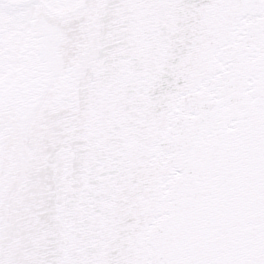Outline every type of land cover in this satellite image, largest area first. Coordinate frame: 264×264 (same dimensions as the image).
I'll use <instances>...</instances> for the list:
<instances>
[{
	"label": "water",
	"instance_id": "1",
	"mask_svg": "<svg viewBox=\"0 0 264 264\" xmlns=\"http://www.w3.org/2000/svg\"><path fill=\"white\" fill-rule=\"evenodd\" d=\"M0 264H264V0H81Z\"/></svg>",
	"mask_w": 264,
	"mask_h": 264
},
{
	"label": "flooded vegetation",
	"instance_id": "2",
	"mask_svg": "<svg viewBox=\"0 0 264 264\" xmlns=\"http://www.w3.org/2000/svg\"><path fill=\"white\" fill-rule=\"evenodd\" d=\"M20 1L0 0L7 11L0 9V240L10 228L11 199L32 163L33 118L64 60L58 27L48 21L39 3L15 7ZM42 1L53 8H57L54 1L68 6L78 2Z\"/></svg>",
	"mask_w": 264,
	"mask_h": 264
},
{
	"label": "rangeland",
	"instance_id": "3",
	"mask_svg": "<svg viewBox=\"0 0 264 264\" xmlns=\"http://www.w3.org/2000/svg\"><path fill=\"white\" fill-rule=\"evenodd\" d=\"M54 4H56V3H54ZM57 4H59V3H57ZM58 7H62V6H58ZM57 35H58V37H59V32H58ZM59 39H60V41H62V38L59 37ZM60 53H61V52H60ZM54 73H55V74L57 73V69H54ZM59 73H60V72H59ZM52 82H53V81H51V82L49 83V85H50ZM27 160H28V159H27ZM27 164H28V163H27V161H26L25 168H26Z\"/></svg>",
	"mask_w": 264,
	"mask_h": 264
}]
</instances>
